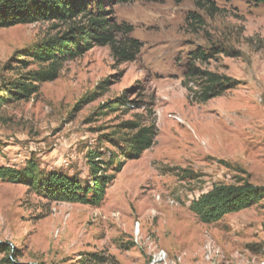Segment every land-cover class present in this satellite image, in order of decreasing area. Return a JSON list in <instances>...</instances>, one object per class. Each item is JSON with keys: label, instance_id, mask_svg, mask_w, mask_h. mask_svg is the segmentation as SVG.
<instances>
[{"label": "rangeland", "instance_id": "374dc122", "mask_svg": "<svg viewBox=\"0 0 264 264\" xmlns=\"http://www.w3.org/2000/svg\"><path fill=\"white\" fill-rule=\"evenodd\" d=\"M113 2L114 19L133 26L130 37L142 44L137 61L117 65L108 47H96L67 62L30 101L0 105V167L20 170L31 160L40 172L87 180V151L99 150L105 160L118 155L112 145L125 146L132 133L121 125L135 116L155 123V144L125 163L99 208L49 203L24 186L0 183V245L28 264H78L92 253L108 264H264V201L213 225L190 211L215 185L264 188V5ZM56 26L0 30V89L42 68L21 59L29 66L20 69L15 54L66 28ZM196 50L214 56L197 68L229 78L224 84L232 88L205 104L182 85ZM103 81L107 94L78 106ZM120 97L123 108L104 109ZM8 257L0 253V264Z\"/></svg>", "mask_w": 264, "mask_h": 264}, {"label": "trees", "instance_id": "16d2710c", "mask_svg": "<svg viewBox=\"0 0 264 264\" xmlns=\"http://www.w3.org/2000/svg\"><path fill=\"white\" fill-rule=\"evenodd\" d=\"M192 1L199 6L213 7V0ZM247 1L255 6L264 5V0ZM115 5L113 0H0V30L38 23L66 27L59 36L43 40L22 53L16 52V61L22 65L20 69L25 70L29 66L28 62L21 59H29L42 68L25 72L3 84L0 89V105L30 101L43 84L55 82L59 78L67 62L83 57L96 47H108L117 65L136 62L142 44L130 37L133 26L119 24L114 19L112 9ZM213 57L211 53L196 50L188 58L182 85L198 104L221 97L232 89L224 84L230 82L229 78L197 68L196 64L206 65ZM190 83H193L195 89L189 87ZM107 92V81H103L93 92L85 95L78 106L85 107L104 97ZM126 103L127 99L120 97L107 102L103 107L109 113H116ZM121 127L132 135L124 147L112 145L118 155L110 154L105 160L99 150L87 151V180L63 171L40 172L34 161L30 160L20 170L0 167V183L24 186L30 193L49 203L99 208L115 175L127 161L139 160L144 152L150 150L158 135L154 122L146 124L137 116ZM110 168L113 174L109 173ZM262 201L264 188L253 187L248 182L238 186L215 185L192 201L190 211L202 224L213 225L228 215L247 210ZM0 253L9 254L1 264H28L18 262L16 255L5 245H0ZM78 264H108V257L97 253L85 254Z\"/></svg>", "mask_w": 264, "mask_h": 264}, {"label": "bare ground", "instance_id": "6f19581e", "mask_svg": "<svg viewBox=\"0 0 264 264\" xmlns=\"http://www.w3.org/2000/svg\"><path fill=\"white\" fill-rule=\"evenodd\" d=\"M156 262H159V260H156L155 263H156Z\"/></svg>", "mask_w": 264, "mask_h": 264}, {"label": "built area", "instance_id": "2783aa9c", "mask_svg": "<svg viewBox=\"0 0 264 264\" xmlns=\"http://www.w3.org/2000/svg\"><path fill=\"white\" fill-rule=\"evenodd\" d=\"M137 228H139V227H137ZM160 258V257H159ZM161 258H162V256H161ZM164 258H165V256H164Z\"/></svg>", "mask_w": 264, "mask_h": 264}]
</instances>
